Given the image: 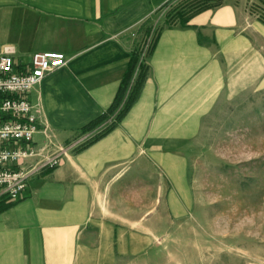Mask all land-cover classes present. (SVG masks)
<instances>
[{
  "label": "crops",
  "instance_id": "crops-1",
  "mask_svg": "<svg viewBox=\"0 0 264 264\" xmlns=\"http://www.w3.org/2000/svg\"><path fill=\"white\" fill-rule=\"evenodd\" d=\"M168 1L0 0V51L10 46L19 62L43 50L65 56L27 93L38 130L23 144L36 151L27 162L57 151L60 160L32 174L19 198L0 200L9 202L0 264H148V214L159 208L148 200V162L162 155L149 156V146L163 144L165 130L193 127L213 97L242 92L247 58L252 79L264 70V24L238 2L164 25ZM155 28L145 78L121 120L78 150L62 149L110 105L131 53Z\"/></svg>",
  "mask_w": 264,
  "mask_h": 264
},
{
  "label": "rangeland",
  "instance_id": "rangeland-1",
  "mask_svg": "<svg viewBox=\"0 0 264 264\" xmlns=\"http://www.w3.org/2000/svg\"><path fill=\"white\" fill-rule=\"evenodd\" d=\"M197 1L169 0L162 23H179ZM234 1L259 20L264 0ZM246 61L242 92L213 97L193 127L165 130L163 144L149 146L162 155L148 162V200L159 202L148 214V264H264V70L252 79Z\"/></svg>",
  "mask_w": 264,
  "mask_h": 264
},
{
  "label": "built area",
  "instance_id": "built-area-1",
  "mask_svg": "<svg viewBox=\"0 0 264 264\" xmlns=\"http://www.w3.org/2000/svg\"><path fill=\"white\" fill-rule=\"evenodd\" d=\"M152 43L153 35L149 34L138 48L139 60L145 58ZM64 62V54L56 50L34 52L25 62L15 59L10 46L0 51V200L19 198L32 174L59 163V151L33 163L27 162L36 151L23 144H29L38 130V107L28 99L27 93L47 72ZM92 132L66 143L62 149L82 145Z\"/></svg>",
  "mask_w": 264,
  "mask_h": 264
},
{
  "label": "trees",
  "instance_id": "trees-1",
  "mask_svg": "<svg viewBox=\"0 0 264 264\" xmlns=\"http://www.w3.org/2000/svg\"><path fill=\"white\" fill-rule=\"evenodd\" d=\"M214 4L216 3L214 1L212 2L211 0L197 1L192 6L191 12L185 17L180 18V22H183L185 18L191 13H194L200 9L209 7ZM258 9V19L264 24V8L258 6ZM152 45L148 51L151 50ZM139 58V50H134L129 57L126 70L118 84L117 90L110 105L102 113H100L98 116L91 119L89 122H87L81 127V132H90L93 130L95 131L96 129L101 127L93 134L91 139H89L86 144L90 143L91 141L95 140L96 138L102 136L103 134L111 130L116 125V123L121 120V118L127 112L134 99L137 97L143 80L145 78L147 68L144 63V59L139 60ZM114 112V116L111 117ZM7 205H9V202L0 201V210L5 208Z\"/></svg>",
  "mask_w": 264,
  "mask_h": 264
}]
</instances>
